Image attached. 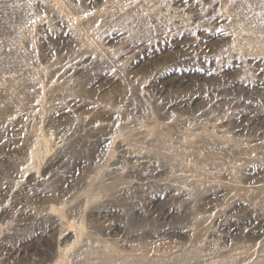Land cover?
Returning <instances> with one entry per match:
<instances>
[{
  "label": "rangeland",
  "instance_id": "obj_1",
  "mask_svg": "<svg viewBox=\"0 0 264 264\" xmlns=\"http://www.w3.org/2000/svg\"><path fill=\"white\" fill-rule=\"evenodd\" d=\"M0 264H264V0H0Z\"/></svg>",
  "mask_w": 264,
  "mask_h": 264
}]
</instances>
